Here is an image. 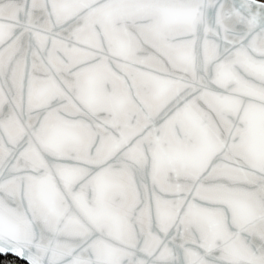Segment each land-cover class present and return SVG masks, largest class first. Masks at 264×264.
Segmentation results:
<instances>
[{"label": "snow or ice", "instance_id": "1", "mask_svg": "<svg viewBox=\"0 0 264 264\" xmlns=\"http://www.w3.org/2000/svg\"><path fill=\"white\" fill-rule=\"evenodd\" d=\"M4 264H264V0H0Z\"/></svg>", "mask_w": 264, "mask_h": 264}, {"label": "trees", "instance_id": "2", "mask_svg": "<svg viewBox=\"0 0 264 264\" xmlns=\"http://www.w3.org/2000/svg\"><path fill=\"white\" fill-rule=\"evenodd\" d=\"M7 258H12V255L8 254V257H5V255L0 254V264H4L5 260ZM26 264V263H25Z\"/></svg>", "mask_w": 264, "mask_h": 264}, {"label": "water", "instance_id": "3", "mask_svg": "<svg viewBox=\"0 0 264 264\" xmlns=\"http://www.w3.org/2000/svg\"><path fill=\"white\" fill-rule=\"evenodd\" d=\"M1 255H4L3 253H0ZM10 255H12L11 253H9ZM26 263V262H25Z\"/></svg>", "mask_w": 264, "mask_h": 264}]
</instances>
